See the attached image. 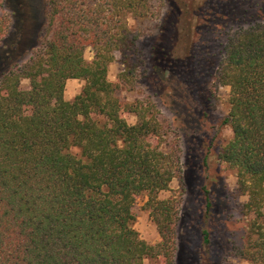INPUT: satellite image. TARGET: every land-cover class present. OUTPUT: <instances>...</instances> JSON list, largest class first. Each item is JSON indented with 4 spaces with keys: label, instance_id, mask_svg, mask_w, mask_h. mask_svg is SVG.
<instances>
[{
    "label": "trees",
    "instance_id": "obj_1",
    "mask_svg": "<svg viewBox=\"0 0 264 264\" xmlns=\"http://www.w3.org/2000/svg\"><path fill=\"white\" fill-rule=\"evenodd\" d=\"M6 1L0 0V44L14 15L21 25L31 14L30 0L19 2L21 17L16 6L12 13L3 9ZM164 1L153 47L156 71L172 69L178 57L190 64L204 9L238 0ZM149 8V0H43L32 54L0 72V264H144L145 258L173 264L176 199L159 193L179 167L178 134L153 103L117 95L137 81V36L128 17L145 18ZM20 28L8 60L22 40ZM116 54L122 69L113 82L107 72ZM70 78L83 86L67 100ZM213 83L229 88L223 123L231 136L217 159L234 170L236 190L246 196L240 254L264 264V19L228 32ZM131 113L133 123L126 117ZM142 193L159 235L154 244L133 226L132 207ZM211 206L208 197L207 210ZM203 232L207 246L209 233Z\"/></svg>",
    "mask_w": 264,
    "mask_h": 264
},
{
    "label": "rangeland",
    "instance_id": "obj_2",
    "mask_svg": "<svg viewBox=\"0 0 264 264\" xmlns=\"http://www.w3.org/2000/svg\"><path fill=\"white\" fill-rule=\"evenodd\" d=\"M20 1L7 0L3 9L12 13L16 6L21 17ZM29 6L27 12H31V18L27 13L25 24L18 25L17 16L14 15L10 35L0 44V72L14 60H27L32 54L35 36L43 18V0H30ZM149 7V15L145 18L136 20L128 17L129 27L137 36L134 51L137 81L132 87L123 86L117 95L125 102L139 99L153 103L159 118L167 121L178 134L179 167L169 188L159 193L160 198L176 199L173 264H250L240 254L246 241V217L242 212L246 196L236 190L234 170L217 159L220 146L231 136L230 127L223 123L228 111L229 88L213 83V73L222 56L228 32L246 20H263L264 0H249L246 3L238 0L236 3H225L220 10L214 7L204 9L202 29L191 50V63L184 64L178 57L173 60L172 69L167 71H163V68L156 71L159 60L153 51L158 44L166 2L149 0ZM244 14L253 17L246 19ZM19 26L22 40L11 55V61L6 58V51ZM84 56L87 60L93 58L90 48L85 50ZM121 69L122 63L119 54H116L115 60L108 66V79L116 82ZM22 85L27 88L28 79H23ZM82 86L83 80L80 78L67 79L64 98L71 100ZM126 117L130 123L135 121L132 113ZM173 140L171 138V142ZM71 151L79 154L76 147H72ZM208 197L212 206L207 210ZM146 200L144 193L136 197L132 207L135 214L133 226L142 239L154 244L159 240V235L145 209ZM204 230L209 233L207 246L204 243ZM162 263V259H144V264Z\"/></svg>",
    "mask_w": 264,
    "mask_h": 264
}]
</instances>
